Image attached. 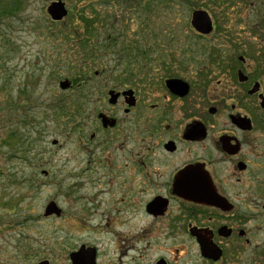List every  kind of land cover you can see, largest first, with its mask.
<instances>
[{
	"label": "flooded vegetation",
	"instance_id": "1",
	"mask_svg": "<svg viewBox=\"0 0 264 264\" xmlns=\"http://www.w3.org/2000/svg\"><path fill=\"white\" fill-rule=\"evenodd\" d=\"M191 27L204 40L215 30L205 34ZM242 30L227 43L231 52L213 49L194 64L174 55L122 61L124 70L109 76L94 109L78 103L77 149L104 167L105 177L120 179L112 202L123 223H103L109 247L88 237L60 254L66 264H75L74 253L78 264L242 260L240 244L249 246L254 236L245 225L256 219L257 177L264 170L258 164L264 156V149L258 152L259 139L264 141V21ZM170 80L183 85L170 86ZM207 190L214 194L209 202L197 198ZM131 216L139 223H127ZM198 235L222 251L220 259L202 254Z\"/></svg>",
	"mask_w": 264,
	"mask_h": 264
},
{
	"label": "rangeland",
	"instance_id": "2",
	"mask_svg": "<svg viewBox=\"0 0 264 264\" xmlns=\"http://www.w3.org/2000/svg\"><path fill=\"white\" fill-rule=\"evenodd\" d=\"M54 1L27 0L26 7L12 15L3 14L0 7V264L47 259L66 264L67 257L62 260L60 254L89 242L88 237L102 249L109 247L105 238L110 230L102 224L123 223L113 203L117 194H112L120 179L105 177L104 167L79 154L73 115L78 103L95 108L92 101L99 89L109 76L124 70L122 61L168 60L174 55L194 64L207 60L213 49L231 52L227 43L238 29L244 33L264 21V0H150L148 13L146 0H89L88 6L87 0H61L69 10L61 21H53L47 12ZM198 9L206 10L215 25L208 40L195 36L190 25ZM83 12L95 22L91 39L96 68L61 89L60 82L73 81L76 70L86 73L78 68L86 53L76 47L74 36L63 34L71 33L68 26L75 23V13ZM132 42L142 50L131 53L127 47ZM145 47L148 58L139 53ZM258 145L263 152L264 141L259 139ZM258 164L264 167V156ZM256 199V219L245 225L254 236L249 246L240 244L238 264H264V170L258 171ZM52 201L61 213L45 216ZM129 219L127 223H139L134 216ZM114 227L109 229L119 232ZM128 246L140 244L128 241Z\"/></svg>",
	"mask_w": 264,
	"mask_h": 264
},
{
	"label": "trees",
	"instance_id": "3",
	"mask_svg": "<svg viewBox=\"0 0 264 264\" xmlns=\"http://www.w3.org/2000/svg\"><path fill=\"white\" fill-rule=\"evenodd\" d=\"M147 2L144 3V9L145 12H151V1L150 0H146ZM158 2V4H161V2H166L165 4L169 3L167 1H173V0H156ZM28 3L27 0H0V7L2 8V13L3 14H7V15H12L15 14L17 12H20V10L22 9V7H26L24 6V4ZM87 4L85 6H88L90 1L87 0L86 1ZM196 2V1H195ZM196 4H198L201 7H204L203 5H200L198 2H196ZM137 10L139 11L140 9L137 8ZM87 12V11H85ZM85 12H83L85 15L82 16L81 13L77 14L75 13L76 17H74L75 19V23L76 21H80V23H73L72 26H68V30L69 35L67 34V32H63V34L67 35V36H74L75 37V45L78 48V46H80L82 48V51L86 53L85 56L81 57L80 59H83L82 64H79L78 68H85V72H79L78 70H76L75 73V79L73 80V82H78V81H82L81 76L87 75L89 76L91 71L94 70L96 68V48L93 46V39H91V33L92 31H95L94 28V19L93 21H91V17H89V15H87ZM99 23L103 25L102 23V19H98ZM93 23V24H92ZM73 29V32L71 31V29ZM84 31L82 34L77 33V31ZM85 32L87 33V37L83 38V34L85 35ZM109 41V39L106 40V42ZM129 42V41H128ZM159 45H160V41H158ZM163 42L161 41V45L160 48H163ZM128 50L133 53L134 50L137 52V50H142L139 48V46H135L134 43L132 42L131 44L128 45ZM160 48H155V49H160ZM146 49L147 47H145V49L143 48L142 52H139L142 57L144 58L146 56ZM153 49V48H152ZM167 49V48H166ZM148 58V56H146ZM83 73V74H82Z\"/></svg>",
	"mask_w": 264,
	"mask_h": 264
},
{
	"label": "water",
	"instance_id": "4",
	"mask_svg": "<svg viewBox=\"0 0 264 264\" xmlns=\"http://www.w3.org/2000/svg\"><path fill=\"white\" fill-rule=\"evenodd\" d=\"M47 12L51 19L53 21H61L63 20L69 13V10L66 6V3L64 1L58 0L50 3V5L47 7ZM191 25L194 27L195 30H197L200 33H205L208 34L210 33L213 28V21L210 16V14L206 10H195L192 13V18H191ZM179 85H183V82L181 80H170L169 84L176 85V88H180ZM60 88L61 89H68L71 86V82L68 79H65L60 82ZM57 140L53 141V144H56ZM46 173V171H44ZM214 194L213 192H210L207 190V192H204L202 195L197 196V198L204 200V202H209L213 198ZM61 210L57 207L55 202H50L45 210V216L48 215H60ZM223 228L222 230H224ZM221 230V231H222ZM198 238L200 239V236L198 235ZM200 245H201V250L202 254L207 257L211 258L213 260H218L222 256V251L215 246L211 241H207L205 239H200ZM78 253L72 254V258L74 260L75 264H78L80 262V259L78 260ZM38 264H49L48 261H42Z\"/></svg>",
	"mask_w": 264,
	"mask_h": 264
}]
</instances>
